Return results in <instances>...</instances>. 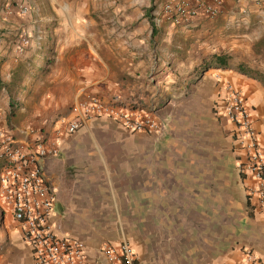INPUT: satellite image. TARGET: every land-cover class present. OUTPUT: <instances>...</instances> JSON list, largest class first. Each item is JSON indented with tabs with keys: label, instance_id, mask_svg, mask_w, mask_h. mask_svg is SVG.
<instances>
[{
	"label": "crops",
	"instance_id": "1",
	"mask_svg": "<svg viewBox=\"0 0 264 264\" xmlns=\"http://www.w3.org/2000/svg\"><path fill=\"white\" fill-rule=\"evenodd\" d=\"M166 1L151 25L128 19L114 56L100 51L90 0H47L25 23L44 34L26 60L24 104L10 123L0 105V126L20 139L57 138L59 155L43 161L53 222L85 243L89 264H110L100 248L123 242L141 264H241L244 247L264 261V215L250 212L234 126L216 112L224 86L242 90L264 145V0H224L220 16L193 24L172 22ZM132 87L168 102L162 137L83 115L67 132L73 107ZM0 264H36L1 210Z\"/></svg>",
	"mask_w": 264,
	"mask_h": 264
},
{
	"label": "built area",
	"instance_id": "2",
	"mask_svg": "<svg viewBox=\"0 0 264 264\" xmlns=\"http://www.w3.org/2000/svg\"><path fill=\"white\" fill-rule=\"evenodd\" d=\"M224 0H168L162 13L176 24H193L201 18H216L224 10ZM23 15L28 6H20ZM29 44L25 39L20 48ZM144 87H132L108 99L90 98L73 107L76 117L67 124L73 134L85 117H109L132 133L162 137L166 123L160 110L168 104L145 94ZM216 112L234 126V139L241 152L238 169L246 181L250 212L264 215V145L259 139L252 113L242 90L224 86ZM55 134L61 130L56 129ZM59 155L56 137L36 135L32 131L20 139L0 126V210L10 215L21 228L24 241L32 248L36 264H89L86 245L61 233L54 224L56 195L48 182L43 161ZM101 255L110 264H141L129 243L105 244ZM241 264H264L250 247L243 248Z\"/></svg>",
	"mask_w": 264,
	"mask_h": 264
},
{
	"label": "rangeland",
	"instance_id": "3",
	"mask_svg": "<svg viewBox=\"0 0 264 264\" xmlns=\"http://www.w3.org/2000/svg\"><path fill=\"white\" fill-rule=\"evenodd\" d=\"M46 4L47 0H0V76L6 84H12V87L26 82L32 74L26 60L30 58L35 46L34 40L38 41L44 31L37 30L38 28L35 30L32 25L25 23H30L32 17L39 18L36 12ZM159 4L160 0H90L92 13L87 19L96 22L95 32L102 42L101 53L119 56L122 50L118 41L124 34L128 19L131 18L129 20L132 27L147 22L151 25L156 22L155 13ZM20 6H28L30 13L23 15ZM25 39L29 40V44L20 51ZM182 40L184 39H178ZM42 79L44 80V74L41 75L40 80ZM22 98L20 92L15 91L12 96L7 91L0 95V105L5 108L9 123L15 116L10 114V102L14 99L16 103L24 104ZM237 188L240 193L243 192V185ZM239 196L238 200L241 199ZM130 227L135 230L136 224L132 223Z\"/></svg>",
	"mask_w": 264,
	"mask_h": 264
},
{
	"label": "trees",
	"instance_id": "4",
	"mask_svg": "<svg viewBox=\"0 0 264 264\" xmlns=\"http://www.w3.org/2000/svg\"><path fill=\"white\" fill-rule=\"evenodd\" d=\"M19 74V73H18ZM25 80H23V82H24ZM23 84L24 83H21V85H18V86H14V87H12V84L11 85H8V84H6L3 80H2V78H1V76H0V95L4 92V91H7L8 92V94H10V96H12V92H17V93H19L20 91H22L23 90ZM21 108V104L19 103H16L15 101H14V99L10 102V114L11 115H15V113H16V111L17 110H19Z\"/></svg>",
	"mask_w": 264,
	"mask_h": 264
}]
</instances>
